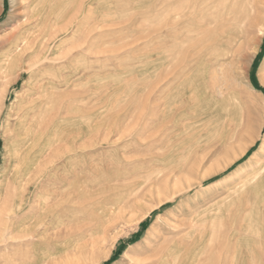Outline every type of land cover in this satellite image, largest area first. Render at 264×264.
Wrapping results in <instances>:
<instances>
[{
    "label": "rangeland",
    "instance_id": "obj_1",
    "mask_svg": "<svg viewBox=\"0 0 264 264\" xmlns=\"http://www.w3.org/2000/svg\"><path fill=\"white\" fill-rule=\"evenodd\" d=\"M163 1L0 0V264H264V35Z\"/></svg>",
    "mask_w": 264,
    "mask_h": 264
},
{
    "label": "bare ground",
    "instance_id": "obj_2",
    "mask_svg": "<svg viewBox=\"0 0 264 264\" xmlns=\"http://www.w3.org/2000/svg\"><path fill=\"white\" fill-rule=\"evenodd\" d=\"M151 2H152L151 4H153V7H155L154 6L155 5L154 4L155 0H151ZM163 3H164L163 7H165L164 9L167 11L166 12V22L165 23H168L172 19L171 17H173L172 16L173 14H175V13L178 14L180 11L183 12L184 14L188 15V16L190 14V20H189L190 22L187 23L185 21L187 23L185 25V29L187 28L186 29V32H187V36L186 37H187V39L184 40V41L190 42L193 39V37H195V36L196 37H199L201 39L204 38V40H202L203 43L205 42V40L211 39V38L215 39V41H218L217 37L219 35L216 32L217 31L216 28H218V26L223 27V25H220L221 24V20L224 19V17L227 14L236 13V12L238 13V16L241 17L242 20H243V18L246 17V14H247L246 11L247 10H249L251 12L250 13V15H251L250 16L251 17V20H250L251 23L249 21L248 26L250 25L252 28L253 27H259L260 34L264 35V23H263V21H261L262 19L260 20L261 22L260 21L257 22V20H258L257 19V14L254 13L256 10H263L264 11V0H179V3H177L175 0H164ZM151 7H152V5H151ZM155 10H157V9H155ZM226 17H228V16H226ZM195 21H198V22H195ZM211 24H213V30H215V32H213L212 35H208L207 34L208 32L205 33L206 31L204 33L203 32H200V31H197L198 29H200V28L202 29L203 27H204L203 29H206L205 27L208 26V25H211ZM226 24H228V23H226ZM182 25H183V23H182ZM169 26H171V25H169ZM185 29H184V32H185ZM192 30H195V31L193 32ZM202 31H204V30H202ZM219 31H221V30H219ZM241 32L248 33V30L245 28V29H243V31L241 30ZM252 32L254 33V31H252ZM205 34H207L209 37L205 36ZM50 39H51V37H50ZM249 41L255 43V45L256 44H259L258 38L255 37V36H253V37H250L249 40L246 37H244L242 45L244 44V46H247L248 43H249ZM20 43H21L20 45L17 44V45L14 46L15 53L11 57L6 58L5 61H4V63H3V66L0 67V69L4 68L6 73L9 71V69L17 66L18 60L22 56V52L25 49H27V48H31L35 44V39H33L32 36H28V37L23 38L20 41ZM45 47H46V45H45ZM47 48H49V46ZM197 48H198L197 46L196 47L194 46L192 49H189V50H191V52H195L197 50ZM32 65L33 64H31V66ZM28 67L29 66H27V68L25 70H28ZM1 79H3V78L1 77ZM8 85H12V84L2 83V89H4V90H0V98H1L2 94L4 93V91H6L8 89V87H9ZM248 101H250V103ZM262 101H264V100H262ZM244 103L245 104H247V103L248 104H251V100H249V98H248V99L244 100L243 105H244ZM252 141H253V138H250L249 142H252ZM244 150H245L244 147L238 149V151H239L240 154L243 153ZM229 152H230V148L227 150V152H226L227 154L222 155V158H223L222 161L217 160L216 163H214V165L212 167H210L209 172H213V171H216L217 172V171H219L223 166H225L226 164H228L229 162H231V160H229L230 157H232V159L233 158H236V156L238 154L237 152H231V155H229ZM213 167H216V170H214ZM81 179H82V177H78V180H81ZM55 184L58 185L59 182H56ZM23 200L26 201L25 196H24Z\"/></svg>",
    "mask_w": 264,
    "mask_h": 264
}]
</instances>
